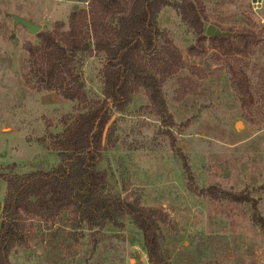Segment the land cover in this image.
<instances>
[{"label": "rangeland", "instance_id": "1", "mask_svg": "<svg viewBox=\"0 0 264 264\" xmlns=\"http://www.w3.org/2000/svg\"><path fill=\"white\" fill-rule=\"evenodd\" d=\"M85 1L0 0V207L1 176L55 167L57 155L40 140L88 105L36 89L25 46L36 45L37 35L14 26L11 15L52 32L71 13L92 7ZM188 1L200 13L205 40L165 7L156 53L139 59L159 80L173 125L160 126L139 88L126 115L113 116L112 147L99 168L121 199L165 216L161 248L170 264H264V0L258 10L254 0ZM208 26L230 39L246 33L258 41L238 57L252 100L245 106L230 84L235 59L209 46ZM95 74L87 61L83 79L97 91ZM68 217L28 221L27 246L11 264H148L141 233L128 218L122 228L91 236L73 231Z\"/></svg>", "mask_w": 264, "mask_h": 264}, {"label": "trees", "instance_id": "2", "mask_svg": "<svg viewBox=\"0 0 264 264\" xmlns=\"http://www.w3.org/2000/svg\"><path fill=\"white\" fill-rule=\"evenodd\" d=\"M85 2L93 8L71 13L66 25L59 23L52 32L36 34L38 43L25 46L30 79L37 90L57 91L66 100L88 105L64 116L59 130L40 140L57 155L55 167L1 176L6 192L0 207V264H11L12 256L26 248L28 221L52 223L63 214L69 215L73 231H87L91 236L106 227L122 228L126 217L141 233L148 264H170L161 248L160 224L165 216L121 199L109 186L108 173L99 168L103 153L112 145L116 121L109 125L104 142L102 135L114 115H126L139 88L145 90L160 126L173 125L159 80L139 59L157 51L163 37L157 21L163 8L177 11L198 41L205 40L202 19L188 0ZM208 42L213 50L221 49L235 59L230 84L245 106L252 100L238 57L258 41L243 33L235 39L208 38ZM89 60L94 62L97 91L83 79V66Z\"/></svg>", "mask_w": 264, "mask_h": 264}, {"label": "water", "instance_id": "3", "mask_svg": "<svg viewBox=\"0 0 264 264\" xmlns=\"http://www.w3.org/2000/svg\"><path fill=\"white\" fill-rule=\"evenodd\" d=\"M11 18L13 20V25L14 26H22L26 32L30 35H36L41 31V26L33 24L31 21L26 20L24 18L18 17L16 15H11ZM227 34L222 33L218 31L214 26H208L205 30V36L208 38H214L216 36L223 37ZM111 121H113V117L111 120L107 123V125L104 128L103 135H102V141L104 142L105 136L108 130L109 125L111 124ZM239 124H236V128L238 127Z\"/></svg>", "mask_w": 264, "mask_h": 264}, {"label": "built area", "instance_id": "4", "mask_svg": "<svg viewBox=\"0 0 264 264\" xmlns=\"http://www.w3.org/2000/svg\"><path fill=\"white\" fill-rule=\"evenodd\" d=\"M259 7H260L259 0H254V2H253V9L254 10H258Z\"/></svg>", "mask_w": 264, "mask_h": 264}, {"label": "bare ground", "instance_id": "5", "mask_svg": "<svg viewBox=\"0 0 264 264\" xmlns=\"http://www.w3.org/2000/svg\"><path fill=\"white\" fill-rule=\"evenodd\" d=\"M239 126V125H238Z\"/></svg>", "mask_w": 264, "mask_h": 264}]
</instances>
